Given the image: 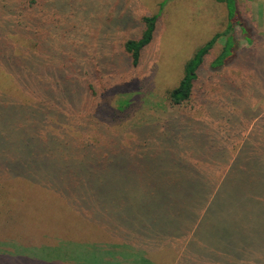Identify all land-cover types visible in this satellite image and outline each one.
<instances>
[{
    "label": "rangeland",
    "instance_id": "rangeland-1",
    "mask_svg": "<svg viewBox=\"0 0 264 264\" xmlns=\"http://www.w3.org/2000/svg\"><path fill=\"white\" fill-rule=\"evenodd\" d=\"M42 1L45 6L41 24L38 21L32 25V31L38 28L42 38L46 24L55 23L59 32H65L66 36L75 40L71 49L76 53L72 55L83 69L91 70L93 63H101L103 74H107L104 79L109 83L108 91L116 88L118 98L124 96L127 106L134 105L132 114L142 112L148 105L155 109L158 98L163 99L164 104L166 92L176 87L183 75L184 63L215 33L222 32L227 23L225 6L216 0ZM236 1L241 18L251 28L254 44L248 45L240 38L242 48L238 49L236 56L221 69L205 74L211 76L206 86L209 96L206 95L202 108L192 112L189 121L202 131L201 141L206 149L198 148L195 152L192 149L194 142L185 140L189 157L182 155L181 158L200 160L194 166L205 177L212 178L217 174L209 171L210 160L223 155L216 161L219 171H223L233 146H240L242 152L239 149L238 159L245 168L241 172L233 170L236 174L239 172L237 182L236 174L229 168L224 173L227 184L217 186L209 202L201 208L186 205L171 207L179 212H200L191 233L183 236L174 227L169 232L170 237L160 239L167 246L148 254L152 264H264V0ZM163 2L156 32L152 42L142 52L140 66L136 69L129 67L123 52L120 54L119 49L111 50L109 42L112 43L115 38L105 43L101 41L100 23L113 13L111 5L119 3L116 17H109L119 22L111 24V30L106 24V31L121 32L123 35L135 30L137 18L156 14ZM5 3L13 6L12 0H5ZM24 18L29 25L28 17ZM13 28L14 15L3 8V11L0 10V158L6 155L4 151L10 153L13 149L15 133L26 128L30 103L28 88L11 73L13 65L27 57L25 51L29 48V39L16 31H9ZM236 31L240 33L238 27ZM85 33L87 36H83ZM89 34L93 35V39ZM77 42L81 45H76ZM100 43L104 45L105 52L99 47ZM222 44L223 39L218 40L210 60L220 53ZM117 46L120 47L119 36ZM95 50L98 53L95 54ZM22 71L30 87L43 96L47 89L43 76L36 75L28 63L22 66ZM53 75L58 74H45L50 87L72 96L52 100L46 97L49 123L62 130L73 128L81 132L84 135L78 134L79 139L87 137L97 141L105 157L109 159L112 155L114 162L121 156L143 159V168L139 166L138 171L130 176L131 183L145 179L152 183V177L166 178L175 174L167 166V157L155 161L158 158L156 151L160 148L167 153L168 148L163 141L152 139L151 128L141 123L134 129L131 126L134 123L132 117L116 114L113 109L110 115L104 116L106 109L110 104L115 105V101L108 96L102 99V111L99 105L90 103L84 96L85 80L81 74L82 80L76 85L59 81ZM216 105L221 106L217 109ZM14 106L19 107L20 116ZM53 107L58 109L55 117L50 114ZM82 125L87 126L85 132L81 130ZM230 127L234 128L232 136L225 133ZM217 128L222 129L219 135ZM3 142L7 148L2 146ZM26 144L27 138L23 137L21 147ZM220 145L227 147L226 152L209 154L212 149L218 150ZM253 161H260V167L253 165ZM194 172L185 166L181 173ZM6 175L2 174L0 181V264H57L56 261L62 258L79 260L83 256L101 254L95 244L105 243L106 236L90 219L73 213L66 200L56 194L30 185L24 178ZM87 177L105 176L88 174ZM248 185H260V189L252 190ZM107 190L112 192V196L119 194L110 187ZM156 190L153 185L149 192L155 197ZM170 190L167 188V191ZM125 191L129 189H124L121 195H134L131 190ZM164 194L165 191H162L161 195ZM143 200V208L158 203L153 198ZM101 207L113 211L116 206L106 203ZM141 211L143 214L146 212ZM179 216L183 224L188 222V217L185 220L183 215ZM101 221L111 223L116 220L105 217ZM172 222L170 220L169 223ZM64 264L73 263L65 261Z\"/></svg>",
    "mask_w": 264,
    "mask_h": 264
},
{
    "label": "trees",
    "instance_id": "trees-1",
    "mask_svg": "<svg viewBox=\"0 0 264 264\" xmlns=\"http://www.w3.org/2000/svg\"><path fill=\"white\" fill-rule=\"evenodd\" d=\"M12 1L13 6L10 7L7 6L5 0H0V10L8 9L14 15V28L9 31H16L19 33L18 35L29 39V48L25 51L27 57L21 60V63L14 64L11 73L18 77L21 85L28 88L30 103L27 107V126L30 128L26 126L25 129H22L23 131L19 130L15 133L13 149L10 153L4 151L6 155L0 158V181L2 174L6 173L14 178H24L28 184L41 188L45 192L56 194L66 200L73 209V213L90 219L106 236L105 243L95 244L102 255L83 256L79 260L72 257L62 258L56 261L57 264H64L65 261H71L73 264H152L148 254H154L167 246L166 242L162 243L160 239L170 237L169 232L174 227L183 236L191 233L200 212V210L179 212L171 207L186 205L201 208L203 204L209 202L217 186L221 187L223 184L224 186L227 184L225 182L227 177L224 176V173L229 168L232 172H234L233 170L241 172L245 168L244 163H240L241 160L238 159L239 149L242 152L240 146H233V150L229 153V161L223 171H219L216 166V161L223 155L218 156L214 161L210 160L209 171L217 174L212 178L205 177L194 166L200 160L181 158L182 155L185 158L189 157V152L184 144L185 140L194 142L192 149L195 152L198 148L206 149V145H203L201 141L203 139L202 131L198 125H193L189 121L192 112L202 108L206 95L209 96L206 86L207 80L210 81L211 76L205 74L221 69L231 58L236 56L238 49L242 48L240 38L248 45L254 44L251 28L241 18L237 1L216 0L224 4L227 12L225 29L215 33L184 63L183 75L177 86L166 92L164 104L163 99L158 98L155 102V109L154 106L151 108L148 105L138 114L131 113L134 105L127 106V99L123 100L124 96L117 97L116 88L108 91L109 83L104 79L107 74H103L101 63H93L94 57L91 60L92 69H83L77 58L72 55V53H76L71 49L75 45V40L66 36L65 32H59L55 23L46 24L42 38L39 37L41 33L38 28L32 31V25L38 21V24H41L45 6L42 0ZM164 4L165 2L159 4V11L156 14L137 18L135 30L124 32L122 35L121 32L115 34L106 31V24L111 30V24L119 22V20L109 18L116 17L115 13L118 11L119 3H113L110 8L113 13L100 23L103 34L101 41L105 43L110 38H115L112 43L108 41L111 44V50L119 49L120 54L123 52L128 59L129 67L138 68L142 61L143 50L153 40L159 13ZM25 16L29 19V25H26ZM236 27L239 28L240 33L236 31ZM83 36H87V33ZM88 36L93 39L92 34ZM118 36L120 39L119 48L117 46ZM220 39H223L222 49L215 58L210 60L211 51ZM76 45L80 46L81 43L77 42ZM99 47L105 52L104 45L100 43ZM96 53L98 52L95 50ZM27 63L33 67L36 75L43 76L47 88L43 96L38 95L30 87L22 71V66ZM107 72L112 73L111 71ZM48 73H57L58 75L53 76L59 81L75 85L79 84L83 77L85 80L84 96L90 103L99 105L102 111L100 104L102 99L108 96L115 101V105L109 103L111 108L106 109L104 116L110 115L113 109L116 114L121 113L128 118L132 117L134 123L131 126L134 129L141 123L147 128H151L152 139L163 141L168 148V154L159 148L156 151L158 158L155 161L159 162L160 157H167V166L170 170H174L175 174L166 176V178L152 177V183L148 179L131 183L130 176L138 171L139 166L143 168V159L121 156L114 162L112 155L109 159L105 157L106 154L97 141L87 137L79 139L78 134H82L81 132H76L73 128L62 130L49 123L45 104L46 97L52 100L62 96H72V94L51 88L48 77L45 76ZM111 92L112 94H110ZM221 105H216L217 109ZM168 109H170L169 112ZM14 110L20 116L19 107L14 106ZM50 114L53 117L57 116L58 109L53 107ZM85 129L87 126L82 125L81 130L85 132ZM220 129L217 128V135L220 134L222 130ZM225 133L232 136L234 128L230 127ZM23 137L27 138L24 148L21 147ZM204 138L206 139L207 135ZM147 143L148 140L145 144ZM2 146L7 148L4 142ZM226 148V146L220 145L218 150L212 149L209 154L213 155L217 151L226 152ZM234 151L235 153H233ZM141 161L143 162L141 163ZM253 162V165L256 164L260 167V161ZM185 166L195 172L181 173ZM239 172L237 174L234 172L237 176L236 182ZM88 174L105 177L89 178ZM153 185L157 187L155 197L149 192ZM107 187L113 189V192L118 191L119 194L112 196V192L109 193ZM248 187L256 191L260 189V185H248ZM126 188L129 191H125V193L131 190L134 195H121V192H124ZM167 188L171 190L167 191ZM162 191H165L164 195H161ZM144 198H153L158 203L143 208L145 206ZM106 203L116 207L113 208V211L102 208L101 206ZM134 206L138 208H133ZM141 209L146 211L145 214ZM179 215H183L182 219L185 220L188 217V222L183 224ZM105 217H113L116 221L104 223L101 220ZM170 220L173 222L169 223Z\"/></svg>",
    "mask_w": 264,
    "mask_h": 264
}]
</instances>
